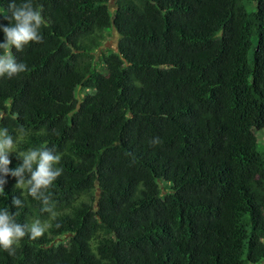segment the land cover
<instances>
[{"label":"trees","instance_id":"trees-1","mask_svg":"<svg viewBox=\"0 0 264 264\" xmlns=\"http://www.w3.org/2000/svg\"><path fill=\"white\" fill-rule=\"evenodd\" d=\"M33 5L42 39L0 77V208L47 228L0 264H264V0ZM44 146L61 174L34 198L11 172Z\"/></svg>","mask_w":264,"mask_h":264},{"label":"clouds","instance_id":"clouds-1","mask_svg":"<svg viewBox=\"0 0 264 264\" xmlns=\"http://www.w3.org/2000/svg\"><path fill=\"white\" fill-rule=\"evenodd\" d=\"M3 10H0L2 12ZM9 15L5 17L9 21L7 25L0 23V32H3L4 39L0 42V77H12L26 71L27 65L18 62L12 49L22 50L32 42H40L41 25L43 23L40 11L34 7L33 0H10L8 7ZM17 137L14 139L8 127H0V173L9 172L10 160L8 153L15 150ZM23 165L18 166L11 172L14 177H21L25 171L30 173L27 180V191L32 197H37L42 189L49 187L53 181L61 174V169L56 167L62 157L58 153L44 147H33L22 153ZM33 165H35L33 167ZM5 180L0 179V196L5 195ZM23 179L18 180L17 186L23 187ZM14 205H19L21 201L14 199ZM47 226L40 220H35L27 227L19 223L13 214H10L7 207L0 208V249L9 251L12 246L19 243L26 235L36 239L43 235Z\"/></svg>","mask_w":264,"mask_h":264},{"label":"rangeland","instance_id":"rangeland-1","mask_svg":"<svg viewBox=\"0 0 264 264\" xmlns=\"http://www.w3.org/2000/svg\"><path fill=\"white\" fill-rule=\"evenodd\" d=\"M114 37L116 38V34L114 31L111 32ZM108 39V38H107ZM115 40V39H114ZM114 40H109L105 46L108 47L109 49H115V41ZM255 134H256V137L259 141V143L261 144V148L264 146V130L263 131H260V132H257L255 131ZM60 240H64V238H61ZM264 241V240H263Z\"/></svg>","mask_w":264,"mask_h":264}]
</instances>
